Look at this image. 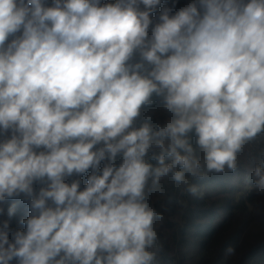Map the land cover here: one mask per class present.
Segmentation results:
<instances>
[{"label": "clouds", "instance_id": "9594fccd", "mask_svg": "<svg viewBox=\"0 0 264 264\" xmlns=\"http://www.w3.org/2000/svg\"><path fill=\"white\" fill-rule=\"evenodd\" d=\"M261 132L264 0H0V264H153L149 180L194 193Z\"/></svg>", "mask_w": 264, "mask_h": 264}, {"label": "trees", "instance_id": "16d2710c", "mask_svg": "<svg viewBox=\"0 0 264 264\" xmlns=\"http://www.w3.org/2000/svg\"><path fill=\"white\" fill-rule=\"evenodd\" d=\"M187 2L188 0H178V3L181 5ZM159 113H166L168 118H171L170 113L165 110L162 100L154 96L152 104L142 109L141 116L137 120L136 126L138 127L142 124L146 116L151 117L150 122L154 127L161 126L159 118H156V114ZM160 117H162V115ZM261 134H264V132L259 133L252 140L257 139ZM250 141L246 142L243 147H248ZM192 142L194 145L195 137H193ZM262 153H264V151H262ZM151 154L150 152L149 157ZM150 162L155 164L154 160ZM237 173L236 170H228L221 173L206 172L205 170V176L202 179L189 176V178H191V185L196 188V191L194 193L190 192V203L187 208V214L181 232L185 235L188 234L197 237V247L202 251L200 264H228L230 262L241 264L253 252L264 251V202H262L264 196L261 195L262 198H259L258 202L256 201L257 209L253 212H248L247 201L254 204V200H252L255 194L254 191L251 193L252 196L246 197L247 201L242 198L233 203L231 198L225 199L222 207L226 215L215 223L214 215L216 213V207L215 204H213L214 202L208 206L204 203V200L207 199L209 195L207 193L198 192L197 190L198 186L211 183L215 188L220 189L218 193H233L238 189L232 181L233 176ZM87 175H89V173L84 175L86 179ZM78 178L79 177L74 176L69 178V180L71 181L72 179ZM83 186L84 184L81 182V188H83ZM150 186L149 180L146 188H150ZM172 199L173 197L169 195L167 207L174 216L178 211L174 204L175 200ZM220 201L222 202V200ZM6 207L7 206H5V214L0 216V219L6 218ZM26 208V205L22 204L20 206L16 217L12 220L14 227H20L19 220L21 216L26 213ZM156 213L158 214L156 220H158L162 212H160L161 214L158 212ZM198 219L201 221L206 220V222H196ZM176 227L177 226L171 221L168 222V228L173 230L172 244H175L177 239ZM165 247L167 248L166 243Z\"/></svg>", "mask_w": 264, "mask_h": 264}, {"label": "rangeland", "instance_id": "374dc122", "mask_svg": "<svg viewBox=\"0 0 264 264\" xmlns=\"http://www.w3.org/2000/svg\"><path fill=\"white\" fill-rule=\"evenodd\" d=\"M161 115L162 117H160ZM156 118H159L161 125L170 119L166 113L156 114ZM262 151H264V134L250 141L248 147H242L237 153L236 171L238 173L235 174L232 179L233 184L238 188L235 192L228 194L218 193L220 189L215 188L211 183H206L205 185L197 187L198 192L207 193L209 195V197L204 200V203L209 206L214 202L213 204H215L216 207V213L214 215L215 223L226 215L223 211L222 204L227 198H231L233 203L242 198L247 201L246 197L252 196L251 193L254 191L255 194L252 197L254 204L247 201L248 212H253L257 209L256 203L259 198H262L261 195L264 196V192H260L255 184L256 178L254 177V171L257 167L264 169V153H262ZM197 155H201L199 150H197ZM101 167H103V163ZM226 171H228L227 168L224 172ZM89 174H91L90 171ZM78 179H80L83 184H85L87 180L84 176ZM186 179L189 184H191V178L186 176ZM150 184V188H146L145 191V200L149 204V207L154 209L155 212L159 214L162 212V216L160 215L159 219L153 223V230L156 232L155 241H157V243H153L152 247L148 249V251L153 252L155 255L153 264H200L202 251L197 247V237L188 234L185 235L181 232L186 218L187 208L190 203V192L186 190L187 186L176 183L171 176L162 177L155 190H153L151 179ZM169 195L173 197L172 200H175V202H173L178 211L174 216L167 207ZM220 200H222V202ZM262 202H264V199H262ZM25 212L26 213L22 215L21 218L27 215V208ZM169 221L177 226L175 228L177 232L175 244H172L173 230L168 228ZM196 222H206V220L201 221L198 219ZM165 243L167 244V248L165 247ZM228 264H234V262ZM241 264H264V251L253 252Z\"/></svg>", "mask_w": 264, "mask_h": 264}, {"label": "built area", "instance_id": "2783aa9c", "mask_svg": "<svg viewBox=\"0 0 264 264\" xmlns=\"http://www.w3.org/2000/svg\"><path fill=\"white\" fill-rule=\"evenodd\" d=\"M154 243H157V241H155Z\"/></svg>", "mask_w": 264, "mask_h": 264}]
</instances>
